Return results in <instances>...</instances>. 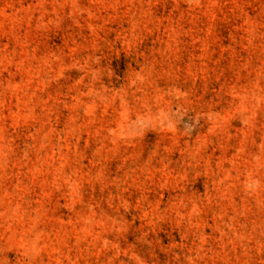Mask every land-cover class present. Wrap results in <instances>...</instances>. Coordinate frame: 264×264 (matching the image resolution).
Returning <instances> with one entry per match:
<instances>
[{
	"label": "clouds",
	"instance_id": "1",
	"mask_svg": "<svg viewBox=\"0 0 264 264\" xmlns=\"http://www.w3.org/2000/svg\"><path fill=\"white\" fill-rule=\"evenodd\" d=\"M159 2L0 0V264H264V0Z\"/></svg>",
	"mask_w": 264,
	"mask_h": 264
},
{
	"label": "rangeland",
	"instance_id": "2",
	"mask_svg": "<svg viewBox=\"0 0 264 264\" xmlns=\"http://www.w3.org/2000/svg\"><path fill=\"white\" fill-rule=\"evenodd\" d=\"M27 2L28 0H25L26 5H27ZM154 11L157 16H166L171 12V8H170V5L166 2V0H160V2L156 4ZM204 22H205V18L201 17L200 25L203 26ZM236 23H237L236 21H224V20L217 21L216 35L220 38L219 44L222 48H228V46L232 43L230 36L233 33V29ZM157 35H158L157 33H154L151 37L147 38L144 42L143 47L144 48L151 47L152 42L155 41V38ZM60 43L61 41L53 38V40L48 45L41 48V52H46L49 48H54L56 45ZM190 51H191L190 46L185 45V48H184L185 57L190 53ZM214 55L218 56L219 53H215ZM234 59L235 57H232L229 55L228 52H225L224 59L222 60V65L224 67H227L228 65L233 63ZM130 62H131V57L123 51L114 52L112 56L110 57V67L112 68L113 71L117 73L126 72ZM226 76L230 80L232 79L231 73H226ZM71 78L72 79L76 78L75 73L72 74ZM239 82L241 85H243L245 83V78L241 76ZM209 86L211 90L214 92L219 87V82L210 81ZM206 99L212 100L213 97L208 95L206 96ZM230 99H232V97H225L223 100H221L220 104L216 105V111H219L221 108L227 107V102ZM194 115H195L194 113L189 112L187 115H185L184 121L190 124L192 122V117ZM201 124L204 125V127H207V125L204 123L203 120H201ZM84 139H87V137H85ZM155 139L156 138L152 136L146 138L145 146L151 147V145L155 143ZM81 143H83V140ZM173 159L174 160L178 159V154L174 155ZM85 163H87V161H85ZM165 196H167V193H165ZM136 223L138 225L139 221H137ZM161 240H162V243H167V240L164 239L163 236H161ZM9 259H11V254H9Z\"/></svg>",
	"mask_w": 264,
	"mask_h": 264
}]
</instances>
